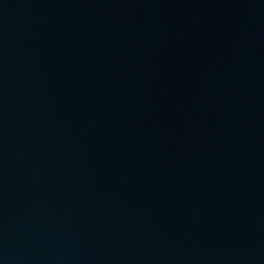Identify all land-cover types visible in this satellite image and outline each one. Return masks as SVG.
I'll return each instance as SVG.
<instances>
[{"label":"water","instance_id":"95a60500","mask_svg":"<svg viewBox=\"0 0 264 264\" xmlns=\"http://www.w3.org/2000/svg\"><path fill=\"white\" fill-rule=\"evenodd\" d=\"M0 264H264V0H0Z\"/></svg>","mask_w":264,"mask_h":264}]
</instances>
